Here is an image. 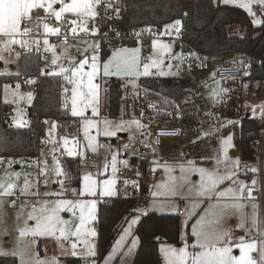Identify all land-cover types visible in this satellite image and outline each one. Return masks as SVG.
<instances>
[{"label": "rangeland", "instance_id": "1", "mask_svg": "<svg viewBox=\"0 0 264 264\" xmlns=\"http://www.w3.org/2000/svg\"><path fill=\"white\" fill-rule=\"evenodd\" d=\"M120 3V0H114ZM215 2L223 0H214ZM241 3L249 4L251 11L255 15H250L255 24H261L264 18V5L257 0H233V2L225 3L233 6H238ZM58 9L60 5H55ZM243 8V7H241ZM245 9V8H243ZM246 10V9H245ZM247 11V10H246ZM97 15L90 18L87 22L88 32H82L78 29V34L73 35L70 31L71 24H65L63 21H57L54 16H49L44 9H34L31 16L45 18L40 21V28L43 34H47L43 29V23H48L51 27H58L61 30L66 28L70 39L65 44L58 45L52 43L49 38L48 45L44 44L43 54L41 55V66L44 72L50 74L59 73L60 68L64 67L72 69L78 67L79 63L87 59L82 73L91 71L92 58L96 57L97 74L93 78L92 83L97 85L96 88V106L98 114L92 115L91 107L85 111V117L72 115V89L73 84L69 83L68 105L71 118L68 120H57L55 118H45L43 120V135L41 143L40 156L36 159L27 160L18 157H9L0 155V180H14L17 184L16 194L13 197H3V209L0 210V247L5 250L12 251L17 247V237L19 235L17 228L23 226V219H17V213L21 210V204H25L24 215L32 210V205L39 207L37 201H55L58 199L67 200H95L96 207L94 210L95 219L89 221L87 227L94 229L95 236L81 237V242L78 244L76 251L78 253L86 251L87 244L94 245L95 256L80 257L83 264H129L133 259L138 246V238L135 235V228L141 215L147 212L171 213L178 214L180 218V238L178 243L160 242L159 251L164 264V254L161 249L165 246H173L177 249L184 246L185 242L189 245V251H199L193 249L192 244L196 242V237L192 235L193 226L197 220L205 214L209 203L207 197L197 196L195 192H189V188L199 182V173L191 171L189 161L194 162L197 168H206L213 170L217 165V159H222L221 141L229 135L232 137V147L228 149L229 159L219 165L221 173L226 171H234L236 174L233 180L244 182L249 187L264 189V131L262 138L254 143L255 158L253 160H244L242 150L239 147L237 138L239 131H235V127H240L242 118L245 115L260 114L264 110V82L262 81H245L242 79L225 80L221 79L216 74V68L220 66L219 60H213L214 66H211L209 60L208 67L202 70H190V60L193 53L190 50L184 49L183 45L174 38H160L147 42L138 41L134 46H123L113 48L111 53L103 58L102 50L94 55L92 49L95 42L92 38L86 35H95L97 33L96 18L99 16V5L96 6ZM248 12V11H247ZM249 13V12H248ZM66 19H76L71 14H66ZM79 23V22H78ZM182 29L180 22L179 26L175 22L169 24L172 32H177ZM92 29H95V34H92ZM168 45L165 49L163 46ZM14 45L10 50L0 51V109L2 104H10L9 124L16 127H26L29 125V107L32 104L35 92L31 84L24 81L21 77L15 82H3L2 76L5 75H20L21 73V54L17 55ZM2 47V46H0ZM140 49L141 63H150L152 59L163 60L159 67L150 69V74L147 76L158 75L162 77H182L191 78L197 81V87L184 93L180 103L174 100L168 102L167 105H160L162 101L154 98L156 109L164 112L162 118L158 117L161 123L156 125H178L180 135L174 139H154L152 128L154 127L155 119L152 116L146 117L141 114L140 101L150 98L144 92H141L139 86L140 76H105L103 65L107 63L113 53L118 49ZM148 52L145 54V52ZM145 54V55H144ZM235 57V56H234ZM56 59L54 65L52 60ZM239 57L236 56V60ZM71 61V63L69 62ZM143 68L141 67V72ZM163 73V74H161ZM65 78L74 79L78 84H83L85 90L87 87L88 78L86 75L78 74L73 77L71 72L57 74ZM67 80V79H66ZM68 81V80H67ZM118 81L121 84V111L117 117H111L105 113V103L108 101V89L110 84ZM225 89L220 95L213 97V90ZM79 92L80 89L78 88ZM231 99L236 103V111L229 110L231 108ZM77 107H82L78 101ZM137 110V116L135 113ZM85 118L97 122V126L89 131V135L95 137L89 146V140L84 134L83 120ZM155 119V120H154ZM107 120L111 125L124 124V130L118 131L116 136L107 137L103 135L104 121ZM139 120L145 127L137 128L135 124L129 122ZM228 121H233L229 124ZM238 130V129H236ZM99 132V134H98ZM65 139L68 144L65 145ZM78 142V143H76ZM127 145L128 147H125ZM144 146L146 152L141 153L140 147ZM67 149H72L74 155L69 156ZM125 151V155H122ZM79 153V154H76ZM117 156L116 171L112 170V156ZM55 157V160H54ZM239 161L238 167H235V161ZM125 161L127 163H125ZM57 165L63 170L65 175L57 176ZM183 165L189 168V171L184 175H189L191 184L180 181L182 175L180 166ZM227 165V166H226ZM166 168L170 171H166ZM256 169V171H252ZM15 173H20L19 179H16ZM43 173V174H42ZM87 173H92L93 178L97 181L107 179H115L116 183L113 186L115 195H101L103 185L99 184L96 188L95 196H79L78 193L83 188V176ZM177 178L178 195L175 196H153L152 193L158 191V184L166 181L169 176ZM25 176L31 184L30 191L39 192L40 195H21L19 188L23 186ZM76 177L79 178V183H75ZM63 181V185L59 181ZM255 180V185L252 181ZM47 181V183H45ZM127 182V183H125ZM182 184V186H180ZM229 186L237 187V184H232V181H226L221 188ZM146 188L148 199L144 208L140 203L134 209V212L129 215L121 230L116 237L112 247L101 260H97L98 253V212L99 204L102 201H107L110 198H117L120 195L130 196L133 192L142 193ZM75 190V192L73 191ZM49 193H63V195H43ZM11 200H15V206H11ZM248 206L246 212L249 217L252 214L251 204L256 202L246 201ZM258 205V204H257ZM60 215L70 222L75 220L70 212H61ZM79 213L77 212V216ZM257 216L259 227L264 231V206H258ZM136 220V223H132ZM78 223V220L75 221ZM30 225L34 221H28ZM239 217L236 215H227L222 221L224 230H231L234 240L240 236H245L246 240L262 238L256 229L246 235L244 229L237 228ZM251 219L247 221L246 228H251ZM131 225V227H130ZM128 230L127 232L125 230ZM7 230V234L4 232ZM123 237V239H121ZM75 240V237L72 238ZM24 241L20 247L23 248ZM134 244V246H133ZM69 246L65 243V248ZM32 252L39 253L41 259L52 260L56 258L58 264H66V256L60 245L54 238H38L34 248H29L26 252V259L31 261ZM234 255H239V250L233 249ZM254 255V254H253ZM12 256V255H11ZM17 258L20 264V258Z\"/></svg>", "mask_w": 264, "mask_h": 264}, {"label": "snow or ice", "instance_id": "2", "mask_svg": "<svg viewBox=\"0 0 264 264\" xmlns=\"http://www.w3.org/2000/svg\"><path fill=\"white\" fill-rule=\"evenodd\" d=\"M224 3L233 2V0H223ZM258 3L264 5V0H257ZM60 5L57 9L55 5ZM100 4V0H0V51L10 50L12 45L19 44L21 47H28L29 41L22 39L28 36L36 28L39 27L38 21H42L45 18L37 17L36 21H33L31 12L34 9H44L45 13L49 16H54L57 21H63L65 24H71L70 31L73 35L78 34L79 31L88 32L87 22L90 18H94L97 15L96 6ZM240 7L245 8L250 15H255L249 4L241 3ZM66 14L75 16L76 19H66ZM22 22H26L22 28ZM79 22V23H78ZM256 23V21H253ZM31 25V26H30ZM176 26L180 25V21L175 22ZM43 29L47 34L58 35L61 31L58 27H51L48 23H43ZM92 34H95L96 30L92 29ZM179 28L177 27V32ZM19 37V38H18ZM65 37V42H66ZM39 44V41H33ZM44 44L48 45V40H44ZM165 49L168 45L163 46ZM140 49H118L116 50L111 59L103 65V72L105 76L117 75V76H147L150 74V69L159 67L163 63V60L152 59L150 63H141ZM19 55V53H17ZM2 58V57H0ZM71 63V61H69ZM55 65L56 59L52 60ZM87 59L81 61L78 67L67 69L64 67L60 68L59 73L63 74L71 72L73 77L78 74L86 75L88 78L87 87L81 83L78 84L76 80L69 79L65 76V79L69 83L73 84L72 89V115L85 117V111L91 107L93 116L98 114V108L96 106V88L97 85L92 83L93 78L97 74V63L96 57L92 58L91 71L82 73ZM141 67L143 71L141 72ZM163 74V73H161ZM80 89L78 92L77 89ZM67 91V89L65 90ZM225 89L213 90V97L220 95ZM78 101L82 104V107L78 108ZM103 135L107 137L116 136L118 131L124 130L123 122L116 124L115 126L107 120L104 122ZM135 124L139 128L145 127L140 123L139 120H133L129 122ZM229 124L233 121H228ZM84 134L89 140V146L95 137L89 135L91 128L97 126V122L91 119L85 118L83 120ZM99 134V132H98ZM65 145L68 144V140L65 139ZM78 143V142H76ZM232 137L229 135L227 138L221 141L222 159H217L216 167L213 170L206 168H197L194 166V162L189 161L191 171L199 173V182L192 185L189 188V192H195L197 196L207 197L208 201L215 200L214 203L210 202L208 208L205 210V214L197 220L196 225L193 226L192 235L196 237V242L191 245L193 249H199V251H189V245L185 242L184 246L177 249L173 246H165L161 249L164 254L166 264H264V240L259 242L255 239L246 240L245 236H240L234 240L231 230H224L222 228V221L224 218L231 214L239 217V223L237 228L244 229L246 235L249 234L252 229H256L261 236H264V231L260 230L259 220L257 216L258 205L255 203L251 204L252 214L249 217L246 212L248 206L246 201H253V188L249 187L244 182H237L233 180L235 176L234 171H226L221 173L219 165L225 163L228 157V149L232 147ZM125 147H128L125 145ZM69 156L74 155L72 149H67ZM79 154V153H76ZM116 159L117 156H112V170L113 173L116 171ZM55 160V157H54ZM125 163H127L125 161ZM239 161H235L234 166L238 167ZM227 166V165H226ZM166 171H170L166 168ZM182 173L180 181L182 184H191L189 175H184L189 171V168L180 166ZM256 171V169H252ZM43 174V173H42ZM16 179H19L20 173L14 174ZM56 175H65L63 170L57 165ZM177 178L175 176H169L168 179L156 187L159 189L153 192V196H175L178 195L176 183ZM226 181H232V184L238 183L237 187L229 186L227 188H221ZM47 183V181H45ZM63 185V181H59ZM115 179H107L103 181H97L93 178L92 173H87L83 176V188L78 193L79 196H95L96 188L99 184L103 185V191L101 195L109 196L115 195L113 186L115 185ZM127 183V182H125ZM256 181L253 180L252 184L255 185ZM182 184L180 186H182ZM17 184L14 180L3 181L0 180V210L3 209V197H13L16 194ZM31 184L25 176L24 184L19 188L21 195H40L39 192L30 191ZM75 192V190H73ZM43 195H63V193H49L45 192ZM40 205H32V210L24 215L25 204H21V210L17 213V219H23V226H18L17 231L19 233L17 237V247L8 251L0 247V255H12L20 258V264H58L56 258L52 260L41 259L39 253L32 252L31 261L26 259V252L29 248H34L38 238H54L60 245L61 249L68 255L76 256L81 255L82 257L95 256L94 245L87 244L86 251L78 253L76 251L78 244L81 242V237L95 236L96 232L94 229L87 227L89 221L95 219L94 210L96 207L95 200H67L58 199L55 201H37ZM16 201L11 200L10 205L15 206ZM70 212L72 217L75 218L73 221L64 219L60 213ZM77 212L79 215L77 216ZM251 219V228H246L247 221ZM78 220V223L75 221ZM28 221H34V224L30 225ZM132 223H136L133 220ZM131 227V225H130ZM128 231L127 229L125 230ZM4 234H7L5 230ZM75 237V240L72 238ZM123 239V237L121 238ZM24 243L23 248L20 247L21 243ZM65 243L68 244V248H65ZM134 246V244H133ZM239 250V255L233 254V249ZM255 253V255H253Z\"/></svg>", "mask_w": 264, "mask_h": 264}, {"label": "trees", "instance_id": "3", "mask_svg": "<svg viewBox=\"0 0 264 264\" xmlns=\"http://www.w3.org/2000/svg\"><path fill=\"white\" fill-rule=\"evenodd\" d=\"M177 20L181 22L184 33V49L200 52L207 57L208 62L210 60L211 66L215 65L216 59L220 61V66L249 64L250 73L240 78L242 82H264V18L261 24H255L250 14L241 7L214 0H120L114 17L106 20L105 28L119 29L129 35L149 26H168ZM136 44L135 40H115L110 45H104L101 54L105 58L113 48ZM236 56L239 57L238 60ZM21 77L31 79L35 92L29 107V125H10L11 105H1L0 155L32 160L40 156L43 120L49 117L68 120L72 117L68 105L69 84L63 76L42 70L41 55L37 51L21 56L20 75H5L1 80L15 82ZM197 84L196 80L182 77L153 75L139 79L141 92L162 101L160 105H167L171 100L180 103L184 93L196 88ZM121 95V84L114 81L108 89V101L104 108L106 114L111 117L120 114ZM230 104L232 106L229 110L236 111L233 99ZM153 115L164 116V112L155 109ZM262 130L263 127L250 114L242 118L240 127H235V131H239L237 141L244 160H253L256 157L253 144L262 138ZM75 183H79L78 177ZM137 204L136 196L132 195H120L112 203L100 202L96 257L98 261L106 256L122 225L134 212ZM135 235L138 246L129 264H164L159 244L179 242V215L147 212L139 218ZM117 260L118 258L114 264H117ZM0 264H18V261L15 256L0 255ZM66 264H83V261L77 256H67Z\"/></svg>", "mask_w": 264, "mask_h": 264}, {"label": "built area", "instance_id": "4", "mask_svg": "<svg viewBox=\"0 0 264 264\" xmlns=\"http://www.w3.org/2000/svg\"><path fill=\"white\" fill-rule=\"evenodd\" d=\"M117 10V3L114 0H100L99 4V16L98 21H96L97 25V33L95 35H86L88 38H92L95 42V46L92 49L94 55L98 54L99 50H102L104 45H110L115 40H135L147 42L151 40H156L160 38H174L176 41L184 45V33L183 30H179L178 33L172 32L167 26H149L143 29L138 30L132 34H125L119 29L105 28L106 20L112 19ZM34 22H37L36 19L33 18ZM26 22H22L21 27L25 26ZM39 27L36 28L32 33L28 36L23 37L22 39L29 41L28 47H21L19 44H15L13 47L16 52L20 53L21 56L25 54H29L32 51H37L40 55L43 54V40L45 38H49L52 43L62 45L70 39L68 31L66 28H63L58 35L46 36L42 33L40 28V21H38ZM31 26V25H30ZM65 37L66 42H65ZM19 38V37H18ZM33 41H39V44L34 43ZM194 53V57L190 60V70H202L203 68L208 66L207 57L202 55L200 52L195 50H190ZM148 52L146 51L145 54ZM144 54V55H145ZM250 65H241L239 63L231 64V65H223L216 68V74L219 78L225 80H234L240 79L247 76L250 73ZM178 78V77H177ZM24 81L28 84H31V79L24 78ZM155 100L153 98H147L140 101V110L141 114L146 117H151L153 111L156 109ZM251 118L256 121L259 125L263 127L262 133L264 131V110L260 114L256 113L251 115ZM180 135V130L176 126L172 125H156L153 128V137L155 139H172L176 138ZM141 153H145V147H140ZM125 151H122V155H125ZM142 193L133 192L131 195L136 196L138 203L142 205L144 208L146 207V200L148 199L146 188L142 189ZM253 196L264 206V189H253ZM114 198H110L107 201L109 203L113 202ZM255 255V253H254Z\"/></svg>", "mask_w": 264, "mask_h": 264}, {"label": "crops", "instance_id": "5", "mask_svg": "<svg viewBox=\"0 0 264 264\" xmlns=\"http://www.w3.org/2000/svg\"><path fill=\"white\" fill-rule=\"evenodd\" d=\"M96 21H97V18H96ZM191 53H193V52H191ZM195 55H194V53H193V57H194ZM207 63L209 64V62L207 61ZM208 67V66H207ZM135 113H136V115L135 116H137L138 114H137V110H135ZM165 115V114H164ZM166 116V115H165ZM152 117H154L155 119H157V120H155V122H153L154 124V127L156 126V124L157 123H161V121L160 120H158L159 118L157 117V116H152ZM163 116H160V118H162ZM174 126H177L178 127V125L176 124V125H174ZM153 127V128H154ZM153 128H152V135H153ZM154 138V137H153ZM155 139V138H154ZM172 139H174V138H172ZM261 140V139H260ZM254 197V196H253ZM254 202H256L257 204H258V206H263L256 198L253 200ZM260 240H264V237H262V238H258V242L260 241ZM67 257V256H66Z\"/></svg>", "mask_w": 264, "mask_h": 264}]
</instances>
